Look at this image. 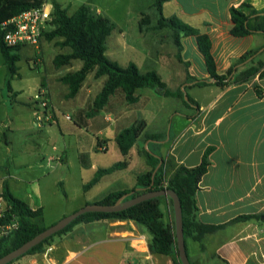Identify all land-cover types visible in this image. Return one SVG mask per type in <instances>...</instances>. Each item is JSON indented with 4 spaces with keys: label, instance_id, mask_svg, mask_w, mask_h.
<instances>
[{
    "label": "crops",
    "instance_id": "0c3cea01",
    "mask_svg": "<svg viewBox=\"0 0 264 264\" xmlns=\"http://www.w3.org/2000/svg\"><path fill=\"white\" fill-rule=\"evenodd\" d=\"M47 1L53 7L57 2L71 15L82 6L70 12L72 4L68 1ZM130 1L134 5L147 2L148 8L153 13L152 16L146 15L139 10V5H135L133 9L137 10L135 20L143 25L140 32L144 41L142 63L145 70L141 71L139 63L126 56L128 54L126 50L128 51L130 46L121 38L122 29H119L121 32L119 36H115L110 41L111 34L107 41V56L112 61L122 67L135 63L142 73L157 72L172 92L178 91L184 84L189 83V74L198 80L210 79L195 36L182 38L181 56L184 63H181L177 58L179 50L173 40V31L169 28H157L160 15L154 6V0ZM244 4L258 11L264 10V0H169L164 4L165 18L177 17L201 33L209 35L219 75H227L245 54L258 50L261 52L241 66L227 85L205 86L209 90L210 97L204 100L193 98L197 106H189L181 98L168 97L180 100L185 108L178 110L179 112L172 110L167 114L165 119L170 121L168 134L164 133L165 129L156 133L150 132L147 124L144 134L137 140L129 155L126 157L122 155L127 162L126 168L104 176L96 186H99L105 178H113L114 184L109 187V190L100 192L93 198L96 203L110 193L135 188L137 177L150 169L144 150H141L138 145L143 142L145 148H148L150 142H146V133L164 136L163 141L154 142L153 145L154 152L166 161L165 173L168 177L180 166L193 168L200 165L206 150L213 148L208 172L202 178L197 191L199 207L197 220L205 225H226V227L204 238L202 242L204 250L199 242L192 238L187 240V253L191 264H264V79H260L257 75L246 82L235 81L240 72L258 65L259 62H264V34L256 33L241 38L231 34L233 22L230 9L240 8ZM83 5L90 6L93 11L101 15V11L95 10L92 4ZM59 41L62 40L42 41L39 56L37 57L35 53L33 57L38 69L45 64L43 58L45 42L51 43L54 47ZM25 48L28 47H24L22 52ZM56 48L69 49L63 54L72 52L68 47L57 46ZM56 56L53 58V63ZM76 61L78 60L60 68L55 66L57 71L51 73L46 66L43 67L42 80L32 87L27 101L26 98L24 99L26 90L22 85L23 77L19 69L11 83V90L8 89V93L6 92V62L3 55L0 59L2 81L0 87V195L3 193L4 184L7 183L14 196L22 199L33 210L43 211L44 221L46 209L42 198L39 194L35 197L32 193L42 191L41 181L47 176L39 174L31 181L26 169L22 170L27 163L24 160L30 157L29 168L36 167L40 171L44 165H47L52 168V172L63 171L64 165L69 166L70 161L67 150L64 151L57 146L51 149L45 146L47 138L40 132L46 128L40 129L35 126L33 98L40 88L47 89L54 112H63L62 106L71 100L68 98L69 87L66 85L65 92V87L61 88V96L67 99L64 103L56 101L55 86L59 83L65 85L61 82V78L82 68L83 62L74 66ZM64 67H69L71 70L60 71ZM164 74L167 78H164ZM102 79L105 82V79ZM16 80L17 84H15ZM84 87L85 85L81 91ZM196 87H190V89ZM257 88L263 94L261 97L257 94ZM79 94L73 99L78 98ZM136 95L139 96L137 92ZM140 103L141 99L135 104H129L124 94L118 91L101 111L93 109L92 112H84V107L75 104L77 106L73 112L78 115L79 125L102 136V139L97 136L98 151L107 152L110 145L118 146L116 138L120 132L139 122L135 116V105L138 106ZM49 127L46 129L48 136L52 134V125ZM25 131L29 132L24 136L26 137L25 147L17 150L15 146L19 145L18 139ZM81 155L83 157L86 155L82 166L86 170L93 171V178L100 169L112 167L97 168L92 164L88 153H81ZM67 176H69L68 173ZM66 179L60 178L58 184L64 185ZM33 183H38L35 190ZM85 185L82 184V189L86 195ZM160 202L165 223L175 227L172 200L161 197ZM87 204L89 200L85 199L79 205L61 211L59 217L67 216ZM251 215L262 217L260 220L254 219L248 222L234 221L238 217ZM55 223H57L56 220L49 225ZM93 235H96L95 239L88 245L92 239L90 236ZM151 238L148 229L134 221L114 220L81 224L71 232L60 236L52 244V250L48 255L45 252L39 254L42 257L36 259L35 264H174V254L167 256L151 253L149 247Z\"/></svg>",
    "mask_w": 264,
    "mask_h": 264
},
{
    "label": "trees",
    "instance_id": "16d2710c",
    "mask_svg": "<svg viewBox=\"0 0 264 264\" xmlns=\"http://www.w3.org/2000/svg\"><path fill=\"white\" fill-rule=\"evenodd\" d=\"M168 1L154 0V6L160 15L157 28H169L173 31V40L179 50L177 58L181 63H184L181 56L183 48L181 43L182 38L195 36L199 50L205 59L210 79L198 80L192 78L189 74V83L184 84L178 91L172 92L157 72L150 71L142 73L135 63H130L127 67H122L107 56V41L115 30V25L109 18L97 14L88 5H82L71 15L66 8H62L60 4L55 2L52 27L44 32V38L49 42L61 39L62 41L57 42V44L62 48H70L72 52L70 54L56 56L54 64L60 68L70 65L75 60H81L83 62L80 70L68 73L61 78V82L69 87L68 98H75L80 93L88 76L94 73L95 79L105 78L103 88L94 101L93 108L95 111L103 110L107 106L110 98L118 91L124 94L129 104H135L140 100L136 92L143 88H151L163 96L181 98L185 104L197 106V103L187 93L188 88L194 86L205 87L211 84H216L217 86L227 85L233 80V76H235L241 66L247 64L251 58L261 52V50H258L245 54L230 69L227 75H219L216 61L212 54V41L209 35L201 33L198 29L191 27L177 17L165 18L163 16V6ZM44 2L45 0H0V50L8 68L9 80L7 81V86L9 90L12 88L11 80L18 74L16 64L21 59V52L24 47H8L4 42L2 25L14 16L40 7ZM230 16L233 22V28L231 30L233 36L241 38L256 33L264 34V10L258 11L252 9L250 5L244 4L240 8H231ZM142 28L143 25L141 23L140 29ZM186 65L188 67V64ZM257 75L260 79H264V62H259L258 65L251 66L240 72L235 81L237 83L246 82ZM257 94L259 97L263 95L258 88ZM186 96L187 99L185 98ZM146 125L145 121H140L119 133L116 142L124 157L129 155L130 150L136 144L137 140L144 134ZM145 138L146 142L153 143L164 140V136L159 134L146 133ZM212 151L213 148L206 150L200 165L193 168L180 166L168 177L165 173L166 161L161 156H158L157 153L149 150V148L145 149L144 155L147 158L150 169L137 177V185L135 188L110 193L95 204L105 206L114 205L123 197L127 200L151 191L173 190L178 195L182 206L186 243L189 238H192L194 241L199 242L202 250H204V245L202 244L204 238L226 227V225H205L197 220V211L199 210L196 197L197 191L202 178L208 172ZM126 166L127 162L122 161L109 169H100L95 177L84 186L85 191L96 185L104 176L124 169ZM0 196L4 197L10 204L19 222L18 231L10 238L0 242V258H2L34 239L48 227L41 225L43 211L41 209L33 210L22 199L14 196L10 192L7 183L4 184L3 193ZM261 217L253 215L242 216L234 221L248 222L254 219L260 220ZM114 220H129L144 226L152 236L149 244L151 253L167 256L174 254V264H181L176 243L175 227L165 223L160 198L144 201L120 212L83 214L62 231L46 239L43 243L34 247L24 256L10 264L25 256L44 253L49 241L57 236H63L71 232L78 225Z\"/></svg>",
    "mask_w": 264,
    "mask_h": 264
},
{
    "label": "rangeland",
    "instance_id": "374dc122",
    "mask_svg": "<svg viewBox=\"0 0 264 264\" xmlns=\"http://www.w3.org/2000/svg\"><path fill=\"white\" fill-rule=\"evenodd\" d=\"M59 1V0H57ZM61 1V0H60ZM70 2L71 9L70 12H74L79 6L83 4H92L95 10H100L101 15L111 19V21L115 25V31L112 33V38L119 36L121 32L119 29L123 30V35L121 38L124 42L130 46L128 53L126 56L130 59L136 60L141 67V71H144L143 67V57H142V49H143V38L140 32V23L135 20V13L137 10H133L135 5H139V10L145 13L146 15L152 16V11L148 8L147 2L137 3L134 5L130 0H63ZM53 2V0H50ZM138 10V11H139ZM43 41H46L44 38ZM110 44V43H109ZM59 46L58 44H56ZM57 46H52L51 43L45 42L44 46V63L41 65L40 69L35 65V53L38 52L33 47H28L23 50L21 53V59L17 62V67L19 69V73L22 74L23 81L22 85L25 87L26 93L24 95V99L28 101V94L32 92V87L35 86V83H38L42 80L41 72L42 68L46 66L48 71L51 73L52 71L56 72V67L53 63V58L57 54L67 53L69 49H60L56 48ZM125 52V53H126ZM32 57V58H31ZM0 59H2V54L0 50ZM77 64H82L81 60L75 62L74 66ZM176 66L178 67V62H176ZM183 67V66H181ZM76 68V67H75ZM69 67H64L60 71L67 72L70 71ZM6 92L8 93L7 81L9 80L8 68L6 65ZM164 78L167 76L164 74ZM105 79V78H104ZM13 83V79L11 80ZM17 84V80L15 82ZM2 85L1 81V70H0V87ZM85 87L80 92L78 98L71 99L64 104L63 112L55 113L53 117L52 123L50 125H46L40 129H48L49 126L52 125L51 131L52 134L48 136L46 134V129L42 133L46 138V147L52 148L53 146H57L62 150H67V156L69 158L70 164L69 166L64 165L63 171L52 172V168L47 165L43 166V169L38 171L35 168H29L28 162L30 157H26L24 161H26L25 168L27 175L32 181L34 177L39 176V174H44L47 177L41 181L42 191L37 193V191H33L32 195L35 197L41 196L42 202L45 206L46 216L44 217L45 221L41 222V225L45 227H49L50 223L55 221L58 222L63 217H59L61 211L67 209L68 207L77 206L82 203L85 199L89 200V204L94 203V196L96 194H100V192H106L109 190V187L114 184L113 178H105V180L99 186H92L89 190L86 191V195L83 192L82 184H88L93 178V171L86 170L83 168L82 163L84 161L81 153H88V156L91 157L92 164L96 165L97 168L101 167H110L115 164L125 161L122 156L118 146L110 145V149L107 152L98 151V138L102 139L101 135H96V132L93 130H89L84 128V126L79 125L78 115H75L73 109L76 106L84 107V112H92L94 100L96 95L102 90L104 82L103 79H95L94 73L90 74L86 82L84 83ZM174 86V85H172ZM62 87L64 88V92L66 89V85L59 83L55 86V94L57 96L56 101L64 103L67 101L65 97L61 96ZM1 92V90H0ZM141 103L135 105V116L137 120L142 121L145 120L146 124L149 125L150 132H158L160 130L165 129V134H168L170 121H166V116L170 111H178L184 110L185 108L182 106V103L178 99L168 98L161 94H159L156 90L151 88H143L137 91ZM187 93L191 98L204 100L210 97L209 90L205 87H196V88H188ZM77 104V105H75ZM65 112V113H64ZM179 112V111H178ZM67 116H70L71 119H67ZM37 128V126H36ZM147 128V125H146ZM26 134H29L28 131H25L22 135H20L18 139V146L15 148L21 149L25 147L24 137ZM64 138H63V137ZM149 150L154 152V143H148ZM139 148L141 150H145V145L143 142H140ZM67 148V149H66ZM147 148V149H148ZM87 156V157H88ZM46 164V163H45ZM67 173L69 176H67ZM69 177L68 179H66ZM60 178H65L66 182L64 185L58 184ZM38 183H33L34 190L36 189ZM43 184V185H42ZM114 186V185H113ZM32 192V191H31ZM35 194V195H34ZM69 197V198H68ZM65 217V216H64ZM96 235L90 236L92 239L89 244H91ZM60 236L55 237L46 245L45 254L48 255L51 252V246L54 244ZM42 257L41 255H32L25 256L22 259L14 262L13 264H35L36 259ZM41 259V258H40ZM37 262V261H36Z\"/></svg>",
    "mask_w": 264,
    "mask_h": 264
},
{
    "label": "built area",
    "instance_id": "2783aa9c",
    "mask_svg": "<svg viewBox=\"0 0 264 264\" xmlns=\"http://www.w3.org/2000/svg\"><path fill=\"white\" fill-rule=\"evenodd\" d=\"M54 7L45 0L37 8L25 11L12 17L2 25L4 42L8 47L19 46L33 47L40 54L44 32L52 27ZM34 123L38 128H43L52 123L55 109L50 101L47 89L40 88L35 94ZM67 119H71L67 116ZM102 150H104L102 148ZM19 229L17 216L7 200L0 196V242L10 238Z\"/></svg>",
    "mask_w": 264,
    "mask_h": 264
},
{
    "label": "water",
    "instance_id": "95a60500",
    "mask_svg": "<svg viewBox=\"0 0 264 264\" xmlns=\"http://www.w3.org/2000/svg\"><path fill=\"white\" fill-rule=\"evenodd\" d=\"M185 98L187 99V96ZM161 197H168L173 202L174 213H175L176 243H177L180 263L181 264H191L190 259L188 257L186 241H185V236H184L183 214H182L181 202L176 192L170 189L151 191V192L139 195L137 197L127 199V200H125V198L123 197V198H120L114 205L105 206V205H98V204H87L84 207L78 209L77 211L63 217L57 223L46 228L38 236H36L31 241L27 242L20 248L0 258V264H10L13 261L24 256L28 251L38 246L39 244L43 243L46 239L62 231L65 227L70 225L75 219H77L79 216L83 214L94 213V212H100V213L120 212L122 210H126L144 201L155 199V198H161Z\"/></svg>",
    "mask_w": 264,
    "mask_h": 264
}]
</instances>
